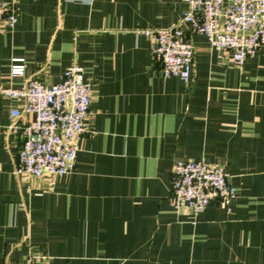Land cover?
<instances>
[{"label":"crops","instance_id":"obj_1","mask_svg":"<svg viewBox=\"0 0 264 264\" xmlns=\"http://www.w3.org/2000/svg\"><path fill=\"white\" fill-rule=\"evenodd\" d=\"M0 32V86L13 55L24 75L59 80L71 64L91 83L73 167H14L30 117L0 93V264L264 263V46L238 66L186 31L188 79L162 76L144 29L176 23L185 0H12ZM221 165L234 186L192 213L169 203L171 164Z\"/></svg>","mask_w":264,"mask_h":264},{"label":"built area","instance_id":"obj_2","mask_svg":"<svg viewBox=\"0 0 264 264\" xmlns=\"http://www.w3.org/2000/svg\"><path fill=\"white\" fill-rule=\"evenodd\" d=\"M187 7L179 20L166 27L144 29L151 37L150 52L161 62L162 76L186 81L192 64L193 44L183 37L186 31L203 34L209 45L228 54L240 65L264 46V0H185ZM12 0H0V32L17 19ZM25 58L9 59V82L0 93L20 101L9 110L8 127L15 128L20 112L31 117L20 126L22 138L14 171L26 176L59 175L74 164L77 140L84 130V118L91 98V83L81 77V67H65L59 80L44 83L24 75ZM235 194L234 186L221 165L203 159H175L171 164L169 203L192 213L217 200L226 207ZM264 264V263H244Z\"/></svg>","mask_w":264,"mask_h":264}]
</instances>
